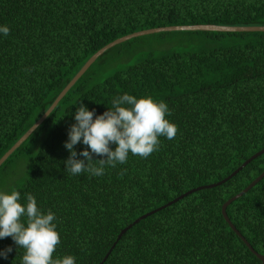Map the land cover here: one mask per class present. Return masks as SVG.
<instances>
[{
  "label": "trees",
  "instance_id": "1",
  "mask_svg": "<svg viewBox=\"0 0 264 264\" xmlns=\"http://www.w3.org/2000/svg\"><path fill=\"white\" fill-rule=\"evenodd\" d=\"M192 24L264 26V0H0V26L10 28L9 35L0 33V156L100 47L135 31ZM124 93L165 101L176 137H159L158 151L147 158L129 153L127 163L106 165L102 176L68 173L64 145L76 109L83 104L100 115ZM86 147L80 142L74 149L79 154ZM262 147L264 31H158L95 58L1 162L0 191H19L22 204L32 194L42 212L55 214L60 244L54 259L259 264L250 248L264 256V175L225 207L250 248L220 206L264 170V152L222 183L139 219L109 248L139 215L220 181ZM8 247L12 252L0 264H21L24 249L0 238V250Z\"/></svg>",
  "mask_w": 264,
  "mask_h": 264
},
{
  "label": "clouds",
  "instance_id": "2",
  "mask_svg": "<svg viewBox=\"0 0 264 264\" xmlns=\"http://www.w3.org/2000/svg\"><path fill=\"white\" fill-rule=\"evenodd\" d=\"M0 33L7 36L10 28L0 26ZM170 114L168 104L151 95L137 98L124 93L115 97L112 107L100 115L81 104L64 145L70 152L64 162L66 171L72 175L88 172L102 176L106 165L115 168L117 164L127 163L129 153L147 158L159 150V137L169 140L176 137L178 126L167 119ZM80 142L87 147L78 154L74 146ZM111 144L116 145L114 150ZM94 155L104 158L94 159ZM26 199V204L20 203V192L15 189L0 191V238L11 237L17 248L24 249L21 264H76L72 255L53 258L60 244L54 223L56 216L51 210L42 212L32 194H26ZM11 252V247L0 250V257L7 259Z\"/></svg>",
  "mask_w": 264,
  "mask_h": 264
},
{
  "label": "water",
  "instance_id": "3",
  "mask_svg": "<svg viewBox=\"0 0 264 264\" xmlns=\"http://www.w3.org/2000/svg\"><path fill=\"white\" fill-rule=\"evenodd\" d=\"M173 30H202V31H226V32H241V31H264V26H228V25H214V24H192V25H172V26H161V27H154V28H148L143 29L139 31H135L123 36H120L107 44L100 47L98 50H96L93 54H91L87 60L82 64V66L76 71V73L73 75V77L67 82V84L64 86V88L59 92V94L55 97V99L52 101V103L49 105V107L45 110V112L11 145L1 156H0V164L1 162L10 154V152L15 149L36 127L41 123V121L46 117V115L50 112V110L56 105L57 101L61 98V96L64 94V92L75 82V80L87 69V67L95 60L96 57H98L104 50L107 48L118 44L124 40H127L131 37L144 35V34H150L158 31H173ZM264 152V147L260 148L258 151L254 152L251 156H249L247 159H245L239 167L234 169L229 175H227L225 178L221 179L220 181H217L215 183H210L207 185L191 188L187 190L186 192L178 195L177 197L173 198L171 201H168L167 203L152 209L150 211H147L141 215H139L137 218H135L131 223L124 226L118 234L115 237V240L113 241L112 245L110 246L109 250L113 247V244L118 240L120 235L129 228L132 224L136 223L139 219H142L150 214H152L154 211L160 209L161 207L168 205L177 199H180L182 196L193 192L195 190L201 189V188H208L215 186L219 183H222L224 180H226L229 176L233 175L236 171L240 169L241 166L245 165L250 159L254 158L255 156L261 154ZM262 175H264V170L261 171L254 179H252L243 189H241L239 192L234 194L233 196L226 199L220 206V213L226 222V224L229 226V228L243 241V243L250 248L248 242L240 235V233L234 228V226L231 224L230 220L226 216L225 213V207L227 204H229L232 200L236 199L237 197L241 196L249 187H251ZM109 250L105 253L102 260L105 259L107 256ZM250 250L254 253V255L259 259V264H264V256L260 255L256 252H254L251 248ZM99 262L98 264H100Z\"/></svg>",
  "mask_w": 264,
  "mask_h": 264
},
{
  "label": "rangeland",
  "instance_id": "4",
  "mask_svg": "<svg viewBox=\"0 0 264 264\" xmlns=\"http://www.w3.org/2000/svg\"><path fill=\"white\" fill-rule=\"evenodd\" d=\"M125 60V59H124Z\"/></svg>",
  "mask_w": 264,
  "mask_h": 264
}]
</instances>
